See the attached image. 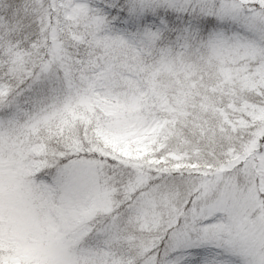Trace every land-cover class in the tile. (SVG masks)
<instances>
[{
    "label": "snow or ice",
    "instance_id": "obj_1",
    "mask_svg": "<svg viewBox=\"0 0 264 264\" xmlns=\"http://www.w3.org/2000/svg\"><path fill=\"white\" fill-rule=\"evenodd\" d=\"M0 264H264V0H0Z\"/></svg>",
    "mask_w": 264,
    "mask_h": 264
}]
</instances>
